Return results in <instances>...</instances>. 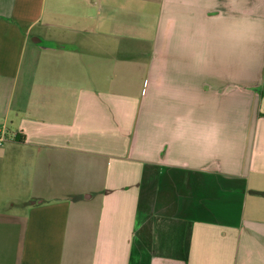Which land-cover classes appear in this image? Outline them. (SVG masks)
Instances as JSON below:
<instances>
[{
	"label": "crops",
	"instance_id": "1",
	"mask_svg": "<svg viewBox=\"0 0 264 264\" xmlns=\"http://www.w3.org/2000/svg\"><path fill=\"white\" fill-rule=\"evenodd\" d=\"M0 264H264V0H0Z\"/></svg>",
	"mask_w": 264,
	"mask_h": 264
},
{
	"label": "built area",
	"instance_id": "2",
	"mask_svg": "<svg viewBox=\"0 0 264 264\" xmlns=\"http://www.w3.org/2000/svg\"><path fill=\"white\" fill-rule=\"evenodd\" d=\"M18 136V130L10 128L5 123H0V146L9 141L16 140Z\"/></svg>",
	"mask_w": 264,
	"mask_h": 264
}]
</instances>
